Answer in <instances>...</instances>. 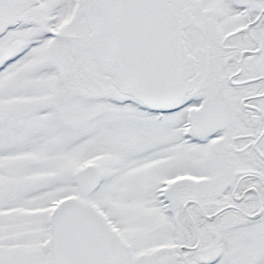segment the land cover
Returning a JSON list of instances; mask_svg holds the SVG:
<instances>
[{
	"label": "snow or ice",
	"instance_id": "6c2138e0",
	"mask_svg": "<svg viewBox=\"0 0 264 264\" xmlns=\"http://www.w3.org/2000/svg\"><path fill=\"white\" fill-rule=\"evenodd\" d=\"M0 264H264V0H0Z\"/></svg>",
	"mask_w": 264,
	"mask_h": 264
}]
</instances>
